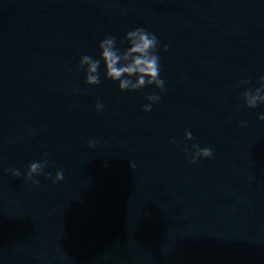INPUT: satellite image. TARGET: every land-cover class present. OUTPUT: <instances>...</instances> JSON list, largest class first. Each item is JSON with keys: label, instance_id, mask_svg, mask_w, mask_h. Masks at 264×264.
I'll return each mask as SVG.
<instances>
[{"label": "water", "instance_id": "1", "mask_svg": "<svg viewBox=\"0 0 264 264\" xmlns=\"http://www.w3.org/2000/svg\"><path fill=\"white\" fill-rule=\"evenodd\" d=\"M137 28L163 90L88 86ZM261 77L264 0H0V264H264Z\"/></svg>", "mask_w": 264, "mask_h": 264}, {"label": "clouds", "instance_id": "2", "mask_svg": "<svg viewBox=\"0 0 264 264\" xmlns=\"http://www.w3.org/2000/svg\"><path fill=\"white\" fill-rule=\"evenodd\" d=\"M127 42L128 47L121 51L116 47V37H106L100 44V58L93 59L91 56H83L79 63V68L86 67L85 82L88 86H95L100 83L98 69L101 61L105 66V79L113 82H119V90L137 91L146 86L154 85L157 89L163 90L164 81L160 78L159 56L156 54L158 39L157 37L144 28H137L129 31L121 44ZM167 51V47L164 49ZM247 84L248 81H242ZM260 87L255 91H245L242 95L244 106L248 109H255L258 104H264V77L260 78ZM150 101L143 109L144 112L151 111V104L156 103L159 97L150 95L147 97ZM103 105L97 104L96 110H102ZM264 120V115L258 117ZM246 126V125H244ZM186 141L192 140V133L186 131L184 134ZM89 148L94 147V143L90 142ZM194 151L191 154L190 162L195 163L197 159H208L212 156V149L205 147L200 148L193 145ZM48 165V160L44 159L39 162H32L27 166V172L24 174L26 181H33L34 176L40 175L44 168ZM134 167V165L132 166ZM13 177L19 178L21 173L19 170L9 169ZM51 178L53 183H58L64 179L63 170L56 171L54 177ZM34 186L38 181H33Z\"/></svg>", "mask_w": 264, "mask_h": 264}]
</instances>
